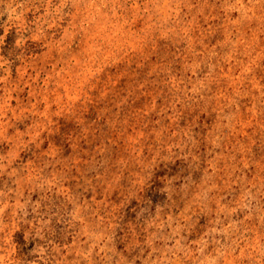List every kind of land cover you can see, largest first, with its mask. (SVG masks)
I'll return each mask as SVG.
<instances>
[{
  "label": "rangeland",
  "instance_id": "rangeland-1",
  "mask_svg": "<svg viewBox=\"0 0 264 264\" xmlns=\"http://www.w3.org/2000/svg\"><path fill=\"white\" fill-rule=\"evenodd\" d=\"M0 264H264V0H0Z\"/></svg>",
  "mask_w": 264,
  "mask_h": 264
}]
</instances>
